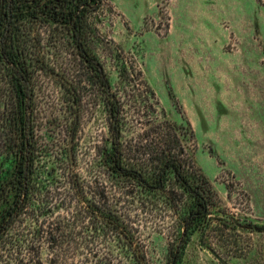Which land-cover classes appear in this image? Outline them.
I'll list each match as a JSON object with an SVG mask.
<instances>
[{
    "label": "rangeland",
    "instance_id": "1",
    "mask_svg": "<svg viewBox=\"0 0 264 264\" xmlns=\"http://www.w3.org/2000/svg\"><path fill=\"white\" fill-rule=\"evenodd\" d=\"M89 21L119 115L73 45L44 27L32 80L36 204L52 205L50 220L66 215L80 186L135 220L150 264H168L187 196L173 175L148 191L107 160L119 126L123 165L152 173L164 126L216 192L211 226L179 264H264V0H102Z\"/></svg>",
    "mask_w": 264,
    "mask_h": 264
},
{
    "label": "trees",
    "instance_id": "2",
    "mask_svg": "<svg viewBox=\"0 0 264 264\" xmlns=\"http://www.w3.org/2000/svg\"><path fill=\"white\" fill-rule=\"evenodd\" d=\"M101 3L0 0V137L4 140L0 156L6 160L5 168L0 169V264H45V245L47 264H150L135 220L108 200L87 199L83 188L75 184L74 200L67 205L66 215L50 220L46 215L55 211L52 205L48 201L36 204L39 189L32 165L38 148L32 120V80L35 70L44 66L38 50L44 27L59 31L73 45L90 71L89 81H98L105 89L110 114L115 118L119 115L91 40L98 30L89 17ZM162 127L157 132L162 142L155 151L152 173L124 168L119 156V126L107 160L115 177L133 180L144 190L164 192L172 175L180 185L187 200L177 243L170 248L168 260V264H179L191 236L198 233L202 238L211 226L216 192L203 173L188 168L181 159L176 151L177 134L172 138ZM169 192L167 197L173 199L174 191ZM75 200L76 205L72 204ZM62 203L60 208L67 202Z\"/></svg>",
    "mask_w": 264,
    "mask_h": 264
},
{
    "label": "water",
    "instance_id": "3",
    "mask_svg": "<svg viewBox=\"0 0 264 264\" xmlns=\"http://www.w3.org/2000/svg\"><path fill=\"white\" fill-rule=\"evenodd\" d=\"M73 145V136L71 138V141H70V146H69V151H70V154L72 155V146Z\"/></svg>",
    "mask_w": 264,
    "mask_h": 264
},
{
    "label": "flooded vegetation",
    "instance_id": "4",
    "mask_svg": "<svg viewBox=\"0 0 264 264\" xmlns=\"http://www.w3.org/2000/svg\"><path fill=\"white\" fill-rule=\"evenodd\" d=\"M124 168H126V167H124Z\"/></svg>",
    "mask_w": 264,
    "mask_h": 264
}]
</instances>
